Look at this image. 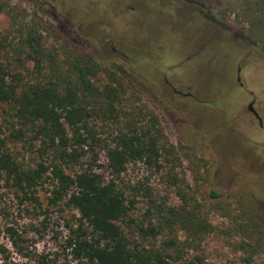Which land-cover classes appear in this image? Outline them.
<instances>
[{"label": "rangeland", "instance_id": "1", "mask_svg": "<svg viewBox=\"0 0 264 264\" xmlns=\"http://www.w3.org/2000/svg\"><path fill=\"white\" fill-rule=\"evenodd\" d=\"M219 1L0 0V41L10 44L3 59L20 74V84L47 81L53 68L45 62L36 74L26 61L30 31L40 35L61 72L65 62L89 58L97 67V88L109 83L111 73L119 78L118 117L87 124L101 145L89 140L78 164L62 169L73 175L102 167L104 180H114L131 202L119 225L138 249L166 250V233H140L156 224L159 209L181 207V195L197 207L213 232L172 264H264V57L243 17ZM187 93L191 97L182 96ZM251 103L261 127L247 110ZM152 119L161 135L157 163H130L120 176H110L104 147L125 128L150 130ZM19 129L12 105H0V139L20 167L56 163V153L30 129L15 139ZM54 185L48 171L33 202L0 181V247L7 251L0 264H86L66 247L79 214L64 201L50 202Z\"/></svg>", "mask_w": 264, "mask_h": 264}, {"label": "trees", "instance_id": "2", "mask_svg": "<svg viewBox=\"0 0 264 264\" xmlns=\"http://www.w3.org/2000/svg\"><path fill=\"white\" fill-rule=\"evenodd\" d=\"M219 4L227 5L225 9L236 10V16L243 17L248 38L257 44L259 54L264 57V0H220ZM28 34L26 61L31 62L36 74L43 71L45 62L53 64L51 75L44 82L38 79L20 84V74L12 73L3 59L10 44L7 39L0 41V105H12L14 117L24 128L16 132L15 139L24 137L30 129L36 139L43 141L46 149L56 153V163L48 168L39 165L36 170H25L0 139V181L9 183L25 200L37 202L34 191L49 171L55 183L50 202L64 201L65 207L79 214L78 225L69 230L66 240L74 260L86 264H172L183 260L213 232V227L197 207L188 206L182 195L184 205L159 209L156 224L140 228L144 237L156 238L166 233L168 238L163 241L166 250L138 249L119 225L128 217L131 202L114 180H104L102 167L97 165L95 170L81 168L73 175L65 174L62 169V166L78 164L89 140L96 146L101 145V140L90 132L87 124L90 119L100 116L111 121L118 117L122 105L118 92L123 94L119 78L111 73L109 83L102 89L97 88L92 81L97 67L89 58L69 60L65 62V72H61L54 63L55 55L43 49L40 35L35 31ZM151 121L150 130L134 126L125 128L104 147L110 176H120L130 163H157L161 135L155 119ZM6 232L18 238L11 229ZM176 232L182 233L183 238ZM11 243L15 245L13 238ZM6 253L0 247V255Z\"/></svg>", "mask_w": 264, "mask_h": 264}, {"label": "water", "instance_id": "3", "mask_svg": "<svg viewBox=\"0 0 264 264\" xmlns=\"http://www.w3.org/2000/svg\"><path fill=\"white\" fill-rule=\"evenodd\" d=\"M247 110H248L250 113H252L253 116H254L258 121H260V119H259L257 113H256V112L254 111V109L252 108V103L248 105Z\"/></svg>", "mask_w": 264, "mask_h": 264}, {"label": "flooded vegetation", "instance_id": "4", "mask_svg": "<svg viewBox=\"0 0 264 264\" xmlns=\"http://www.w3.org/2000/svg\"><path fill=\"white\" fill-rule=\"evenodd\" d=\"M114 51V50H113ZM174 93H176V92H174ZM177 95H180L179 93H176ZM183 97H191V95L189 94V93H187V94H185V95H182ZM253 104V103H252ZM252 114V113H251ZM253 115V114H252ZM258 121V120H257ZM258 123H259V127H261V122L260 121H258Z\"/></svg>", "mask_w": 264, "mask_h": 264}, {"label": "built area", "instance_id": "5", "mask_svg": "<svg viewBox=\"0 0 264 264\" xmlns=\"http://www.w3.org/2000/svg\"><path fill=\"white\" fill-rule=\"evenodd\" d=\"M106 160V159H105ZM106 163H107V161H106Z\"/></svg>", "mask_w": 264, "mask_h": 264}]
</instances>
